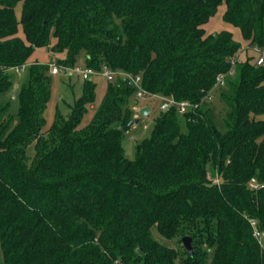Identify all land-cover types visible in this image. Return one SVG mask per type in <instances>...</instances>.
<instances>
[{
    "label": "trees",
    "instance_id": "16d2710c",
    "mask_svg": "<svg viewBox=\"0 0 264 264\" xmlns=\"http://www.w3.org/2000/svg\"><path fill=\"white\" fill-rule=\"evenodd\" d=\"M222 4L223 21L262 50L264 0H0V96L13 87L8 69L52 38L58 64L82 53L87 67L117 73L87 121L92 79L43 131L51 78L38 63L19 85L16 112L0 101V264H264V64L238 60L230 30L206 34ZM119 72L196 105L181 115L186 131L173 105L126 158L136 88ZM218 75L230 85L220 93L223 132L203 106ZM152 228L190 237L192 251L159 242Z\"/></svg>",
    "mask_w": 264,
    "mask_h": 264
},
{
    "label": "rangeland",
    "instance_id": "374dc122",
    "mask_svg": "<svg viewBox=\"0 0 264 264\" xmlns=\"http://www.w3.org/2000/svg\"><path fill=\"white\" fill-rule=\"evenodd\" d=\"M21 4L22 2L20 1L16 5L15 11L17 16H19L21 10ZM223 11L224 5L222 4L218 7L215 15L211 17V19L204 25L206 34L218 32L221 30H230L233 33L235 40L240 42V50L237 53L238 60H245L247 57H250L253 61L258 57L259 51H256L253 48L251 49V47H249V45L241 39L239 31L233 28L230 24L223 21ZM53 44L54 39L52 38L50 39V42L47 45L36 48L27 60V62L20 69L16 70V67L9 68L8 72H10V74L12 75L13 87L5 95L0 96V101H10V107L8 112L14 114L17 110V92L19 89V85L25 79L26 72L29 66L33 63H38L40 65L47 66V75L51 78V95L43 112L44 118L46 120V125L43 128V131H45L52 122L56 108H58L63 115H68L70 113L71 106L73 105L75 99H77L81 95L80 86L84 81L75 74L67 75L61 72L57 74H50V64H58V59L64 57L63 53L54 52L52 48ZM262 50L264 51V47ZM75 64L84 65V58L82 53L79 54V56L77 57ZM262 64H264V62ZM232 70V73L229 74L230 76L234 74V69ZM92 80L96 83L95 97L93 106L87 107V113L84 115L85 121L89 119V116L93 113L97 105L100 103L108 81V79L102 77L101 75L93 76ZM229 88V83H225L224 81L223 84L212 88L210 96H206L203 101V106L208 109L209 116L213 121L215 127L222 132L226 129L225 114L227 112V108L220 98V93L228 92ZM161 101L162 100L160 99L159 95L148 96L144 99H139L132 95L129 98L128 104L131 106L134 112V119L138 118V122L134 123L127 131L124 132L122 138V147L126 158L133 159L135 156L136 144L140 142L143 138L148 137L150 135L154 120L155 118H158L160 116V113L162 111L160 109ZM142 105L149 106L151 108V112L148 115L144 116L140 114L139 109H141L140 107ZM179 115L181 130L186 131L185 119L181 116L182 114L179 113ZM259 118L264 119V113L259 115ZM26 154L28 156L29 161H31L35 154L33 144L27 147ZM209 178L212 183H218L220 181V178L216 175L211 174L210 171ZM252 185H254V182H252ZM152 235L159 242L167 246L174 247L179 252L182 251V243L179 241L178 236H175L171 239L162 238L155 228H152ZM207 264H210V260H208Z\"/></svg>",
    "mask_w": 264,
    "mask_h": 264
},
{
    "label": "built area",
    "instance_id": "2783aa9c",
    "mask_svg": "<svg viewBox=\"0 0 264 264\" xmlns=\"http://www.w3.org/2000/svg\"><path fill=\"white\" fill-rule=\"evenodd\" d=\"M254 50L259 51L258 57L256 59V64L261 65L264 62V51L260 50L259 48H254ZM16 70H18V68H16ZM49 71L51 74H57L60 72L67 74V75L75 74V75L79 76L82 80L92 79L93 76H95V75H101L108 80H112L114 78V76L117 74L116 72L111 71L107 68H103L101 71H96L92 68L87 67L86 65H76L75 64L73 66H66V65L56 64V63L50 64ZM232 71H233L232 69L229 70L228 74H231ZM118 74H120L123 78H126L128 80L129 84H132L133 86H135L136 89L134 91V96L136 98L144 99L148 96L154 95V94H150V93L146 92V90H144V88L141 86L140 75L133 76L131 74L123 73V72H119ZM224 77H225L224 75H218L216 77V83H215L214 87H217L218 85L223 84L224 83ZM210 94H211V91H210L209 95H207V96L209 97ZM159 97L162 100L161 104H160L161 110H166L169 107L175 105L178 113L183 114L186 111H189L196 106V105H193L186 100L177 102L171 97H166V96H161V95H159ZM255 234L258 235L257 232Z\"/></svg>",
    "mask_w": 264,
    "mask_h": 264
},
{
    "label": "water",
    "instance_id": "95a60500",
    "mask_svg": "<svg viewBox=\"0 0 264 264\" xmlns=\"http://www.w3.org/2000/svg\"><path fill=\"white\" fill-rule=\"evenodd\" d=\"M149 110H150V107L149 106H144L140 109V114L141 115H148L149 113ZM138 122V118H135V119H130L127 124L123 127V131H127L134 123H137ZM182 243L183 245L185 246L186 250L188 252H191L192 251V247H191V240H190V237H183L182 238Z\"/></svg>",
    "mask_w": 264,
    "mask_h": 264
},
{
    "label": "crops",
    "instance_id": "0c3cea01",
    "mask_svg": "<svg viewBox=\"0 0 264 264\" xmlns=\"http://www.w3.org/2000/svg\"><path fill=\"white\" fill-rule=\"evenodd\" d=\"M92 79H93V78H92ZM143 106H145V105H142L140 108H142ZM139 110H140V109H139ZM150 112H151V108H150V110H149V113H150ZM149 113H148V114H149Z\"/></svg>",
    "mask_w": 264,
    "mask_h": 264
}]
</instances>
